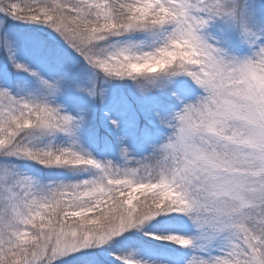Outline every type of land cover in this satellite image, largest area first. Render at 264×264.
<instances>
[{
	"label": "snow or ice",
	"instance_id": "obj_1",
	"mask_svg": "<svg viewBox=\"0 0 264 264\" xmlns=\"http://www.w3.org/2000/svg\"><path fill=\"white\" fill-rule=\"evenodd\" d=\"M0 264H264V0H0Z\"/></svg>",
	"mask_w": 264,
	"mask_h": 264
}]
</instances>
